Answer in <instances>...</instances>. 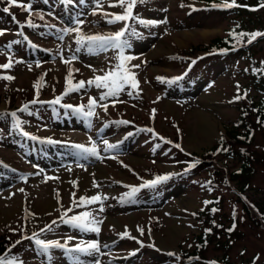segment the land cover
<instances>
[{
	"label": "rangeland",
	"instance_id": "374dc122",
	"mask_svg": "<svg viewBox=\"0 0 264 264\" xmlns=\"http://www.w3.org/2000/svg\"><path fill=\"white\" fill-rule=\"evenodd\" d=\"M221 1L225 0H138L135 19L127 22L125 49L126 56L134 57L128 67L140 65L132 69L138 87L122 91L114 106L106 101V112L97 107L89 121L61 105H87L90 96L98 98L103 90L93 86L69 92L60 105L31 104L37 98L34 84L43 77L38 100L51 101L66 87L114 67L118 50L76 52L77 33L63 30L80 27L85 35L114 33L124 22L109 24L103 12L123 9L110 7L113 0H102L101 8H96V0H23L32 6L29 14L10 6L9 0H0V29L6 30L0 35V65L12 62L10 69L0 68V76L14 77L0 79V239L10 242L9 256L23 264H74L77 256L80 264L96 260L100 264H264V226L245 215L241 201L242 195L264 207V125L258 124L254 105L264 104V92L254 85L257 77L264 80L260 71L264 36L252 43L245 36L237 44L230 35L264 33V0H238L239 6L225 12L213 7ZM29 16L38 27L26 26ZM227 38L232 52L209 50L214 40ZM73 55L76 59L65 64ZM69 69L72 82L66 84ZM25 104L31 114L20 111ZM12 112L21 127H16V118L3 115ZM242 124L253 127L248 145L230 133ZM148 128L154 132L144 130ZM105 140L116 147L106 151ZM92 142L100 158L82 159L73 145L90 147ZM249 154V175L239 177L241 182L232 181L241 158ZM193 163L196 166L190 167ZM166 174L174 175L121 199L130 191L127 186ZM243 185L247 190L239 195ZM73 194L77 200L96 194L106 197L103 212L98 203L77 208ZM213 200L209 216L198 219ZM70 207L69 216L90 211L102 220L99 233L61 223V214ZM53 221L57 224L52 231H41ZM202 229L213 233L199 246L196 237ZM125 231L135 239L121 238ZM33 233L68 248L96 241L100 252L87 255L51 248L41 255L34 239L26 238Z\"/></svg>",
	"mask_w": 264,
	"mask_h": 264
},
{
	"label": "snow or ice",
	"instance_id": "6c2138e0",
	"mask_svg": "<svg viewBox=\"0 0 264 264\" xmlns=\"http://www.w3.org/2000/svg\"><path fill=\"white\" fill-rule=\"evenodd\" d=\"M69 3L73 2V0H68ZM138 0H113V3H111L110 7H120L123 9L122 13H108L103 12V17L105 18L106 22L109 24H116L120 22H124L125 26L121 28L119 31H116L114 33H109L106 35H85L82 33L80 27L71 28V29H64L65 32H76L77 33V39L76 44L78 47L76 48V52H79L82 48H87L89 52L94 51H106L108 49H116L118 50V56L117 60L118 63L114 67H111L108 69L107 72H105L103 75H97L92 79H89L88 81H78L74 87L67 88L65 92L59 96L56 97L54 100L51 101H39V91H38V85H40L43 82V77L40 78L39 81H37L34 84V87L37 88V98L33 99L30 103L36 104V103H48L50 105H60L61 101L63 99L64 95L69 94V92H75L80 91L82 89H86L89 87H95L97 89H101V94L99 97H89V102L87 105H61L64 108L72 109L77 115H81L86 119H89L91 121V118L96 115V108L101 107L106 112L108 108V103L106 101H111L113 106L116 102H118L119 94L124 91L126 88H132L136 89L138 87V80L136 79V74L132 71L133 68H139L140 65H132L131 68L128 67V62H130L134 57L126 56L125 55V49L129 47L126 35L128 34V21L135 19L133 15V9L136 6ZM140 2H143V0H140ZM235 4V0H232V3H222L221 5H213V7H232ZM10 6L20 7L24 11L31 14L32 12V6L30 3L25 4L23 0H9ZM183 6V5H181ZM261 6H264V3H262ZM102 7V0H96V8ZM5 12H9L10 8L6 7L4 8ZM93 14H96L95 12ZM42 18V17H41ZM166 22V21H161ZM19 23V22H18ZM82 21H77V24H81ZM140 23L144 24H156V21H143L141 20ZM21 27H24V25H20ZM27 27L30 28H36L38 25L32 22L30 16L27 19ZM49 27H52L49 25ZM6 30L0 29V35H4ZM135 34V33H133ZM230 35L233 36V38L236 40V43L239 44L243 41L244 37L247 36V43H252L257 37L264 36V33H261L259 31L252 32V33H235L233 31L230 33ZM60 39H63V36L60 37ZM11 47V45H9ZM226 51V50H225ZM76 59V56L73 55L70 58H66L64 60L65 64H71V62ZM12 67V62L9 60L8 63H5L3 65H0V68L2 69H10ZM91 68V66L89 65ZM94 72L95 69H92ZM75 71H79L76 69ZM264 71V70H260ZM72 74L73 70L69 69L68 76L66 77V84H70L72 82ZM46 75V74H45ZM0 79H6V80H12L14 77L8 75V76H0ZM157 79L163 80L164 78L158 77ZM179 79V78H176ZM174 82V81H172ZM239 88V85H237ZM129 95H132V92H128ZM240 96H237L236 99H240ZM20 111L23 112H29V105L25 104ZM155 110H153L154 112ZM29 114H31L29 112ZM3 115H10L13 118H16V127H21L22 122L17 117L16 112H12L10 114H3ZM116 123L119 124H128L129 121H117ZM107 126V125H105ZM148 132H154V129L148 128L144 129ZM25 136H28L29 134L27 132L23 133ZM31 139H39L38 137L32 136ZM160 139H164L163 137H160ZM46 142L48 143H57L56 141H52L51 139H48ZM167 143H171V141H165ZM105 145H107V148L105 149L110 150L116 147V145L109 144L106 140L103 141ZM74 148L78 150L77 154L82 159H87L88 157H96L100 158V152L97 148V145L95 142H92L91 146H85L81 144L73 145ZM159 147V145H157ZM175 147L180 148L179 144H176ZM181 151L183 149L181 148ZM196 163H199V161H196ZM196 163H193L190 167H195ZM83 167V165H80ZM70 170V169H69ZM171 175L174 174H166L163 176H157L152 181H146L144 184L140 186H127L130 188V191L128 193L124 194V197L121 199L131 198L133 197L140 188L143 187H155L157 183L163 182L170 178ZM78 186V182H72ZM94 187H99V184H94ZM20 191H23V189H20ZM106 199V197H102L99 194L93 195L91 197L82 196L77 200L75 198V194H73V204L79 208V207H86L88 205H91L93 203H98L100 205L99 211L103 212V200ZM205 203H208L207 201ZM215 211V209L213 210ZM73 212V208L66 209L62 214L60 219L61 223H65L70 225L73 228L79 229L82 232H95L99 233L100 231V224H102V220H99L94 216L90 211H84L80 213L73 214L71 216L68 215V213ZM57 224V221H53L52 224H49L46 226L45 229H42L41 231H52V225ZM140 234L143 235L144 230L138 229ZM231 231V229H230ZM121 238H124L125 236H129V238L135 239V237H131L127 231L119 234ZM29 239H34L35 244L40 249V254L45 255L49 253V250L51 248H60L63 249L67 253H80V254H87L92 255L93 253L100 252V246L99 243L96 241L89 242L85 246L76 245L75 247L68 248L66 244H62L58 240H52V241H46L39 238V235L37 233H33L32 237H26ZM71 239V237H69ZM139 243L143 244L142 241H138ZM16 243H20V241H17ZM84 242H81L83 244ZM10 251V249H9ZM169 255L175 256V253H169ZM258 259V257H257ZM51 260V257L49 255V261ZM0 264H23L22 261H19L17 257L15 256H9L7 253L0 255ZM74 264H80L79 258L74 257ZM93 264H100L98 260L94 261ZM212 264H215V262H212Z\"/></svg>",
	"mask_w": 264,
	"mask_h": 264
},
{
	"label": "trees",
	"instance_id": "16d2710c",
	"mask_svg": "<svg viewBox=\"0 0 264 264\" xmlns=\"http://www.w3.org/2000/svg\"><path fill=\"white\" fill-rule=\"evenodd\" d=\"M231 3L232 0H225V1H221V3L219 5H221L222 3ZM236 7L239 6L238 4V0H235V4ZM256 4H251V6H256ZM218 10L221 11H226V9H234V7H228V8H224V7H218ZM238 11H242V10H238ZM229 38L227 39H219V40H214L212 42V45L209 46V50H214V52L212 53H222V54H226L225 52H227V54L229 52H232L231 50V46H230V42ZM226 50V51H225ZM254 85L257 86L258 89H260L262 92H264V80L261 79L260 77H257L256 82L254 83ZM255 105V111L256 114L258 115V117H256L258 119V124H263L264 125V104H256ZM242 121V119L240 120V122ZM260 121V122H259ZM252 131H253V127L251 125L248 126H244L242 124V126H236L234 127L230 133L231 135H234L235 138L239 137L237 140L239 142H241L243 145H248L250 143H248V141H250V139L252 138ZM240 157V156H237ZM251 155L249 154L247 157L245 155V157L241 158V168L239 171L233 172L231 177H232V181H240L239 177L242 178H246L249 175V170L251 167V164L249 162ZM237 181V182H238ZM241 182V181H240ZM239 182V183H240ZM247 190V186L243 185V187L240 189V191H238L239 195H241V193H244ZM241 201H242V207H243V211L245 213V215L250 216L252 215V218L257 219L258 221H260L264 226V207H261L259 205H257V203H253L250 201H247L246 197L242 198L241 195ZM213 203L214 200L210 202V204L207 206V208L204 211H201L198 214V219L199 218H205L209 216L210 210L213 207ZM213 233V229H202V232L199 234V236L196 237L197 239V243L198 245H203L206 242H208L211 238V235ZM11 245L10 242H8L5 238L0 239V255H3L5 253H7L8 255L10 254L9 249H11ZM194 256H198L197 254H194Z\"/></svg>",
	"mask_w": 264,
	"mask_h": 264
},
{
	"label": "bare ground",
	"instance_id": "6f19581e",
	"mask_svg": "<svg viewBox=\"0 0 264 264\" xmlns=\"http://www.w3.org/2000/svg\"><path fill=\"white\" fill-rule=\"evenodd\" d=\"M196 114H197V116H199V118H200L201 120H203V119H202L203 117H202V115H201L200 113L196 112ZM205 122L208 123L207 120H206ZM137 160H138V159H137Z\"/></svg>",
	"mask_w": 264,
	"mask_h": 264
}]
</instances>
